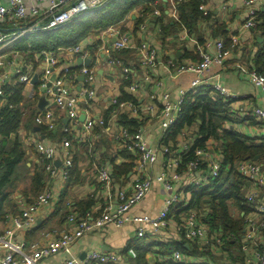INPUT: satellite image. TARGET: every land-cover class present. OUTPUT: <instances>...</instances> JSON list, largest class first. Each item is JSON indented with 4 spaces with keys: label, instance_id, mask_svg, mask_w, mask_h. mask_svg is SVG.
<instances>
[{
    "label": "crops",
    "instance_id": "crops-1",
    "mask_svg": "<svg viewBox=\"0 0 264 264\" xmlns=\"http://www.w3.org/2000/svg\"><path fill=\"white\" fill-rule=\"evenodd\" d=\"M26 3L29 4L30 1L27 0ZM179 3L176 0H153L147 3V10L142 5H137L117 23L87 32L78 43L89 50L90 56L84 59H89L86 65L93 67L95 71V80L92 85L95 95L91 99H86L80 93L85 88L84 77L80 80L82 74L79 73V67L85 65L84 59L71 53L67 50L68 47L20 51L14 46L16 41L24 36L20 35L10 45L0 49V58L4 61L0 66L2 89L6 85L19 83L15 74L18 68L23 73L31 75L30 81L23 83L22 118L16 135L11 136L21 143L24 152L23 162L28 172L16 181V185L8 190V195L3 200L0 209V233L5 229L6 217L17 214L22 202H30L35 198V193H31L30 190V177L37 171L45 170L44 161L37 153L31 138L35 136L46 145L53 146L58 154L61 152V142L69 139L73 153V164L67 179L60 181L57 177L50 178L46 171L44 173L45 181L42 190L49 188L55 195L50 204L41 207L37 212L31 227L18 232L15 236L17 240L27 244L26 252L32 251L29 245L44 244L56 238L62 230L73 228L74 225L68 221L70 214L77 216L82 214L80 217L94 219L103 208L109 205L115 208L118 203V191L127 189L136 177H156L164 167L170 164V157L164 154L163 149L165 147L175 149V143L170 141L168 145H163L169 133L161 127L158 115L162 107V94L168 93L169 99L174 101L179 89L189 88L191 81L196 78V73L191 71L179 73L176 72V68L181 64L199 61L200 50L213 54L214 41L222 40L225 47L230 49V55L222 64L212 65L204 71L201 76L206 79L204 84H221L234 93L239 100L245 99L264 108L263 92L250 83L247 76L236 66L240 63L248 68L259 69L264 75L262 50L264 37L255 28L257 25L254 28L243 26L246 8L241 0H200L199 3L205 6L207 14L203 16L199 11L197 16L183 23L184 25L179 23ZM259 11L264 13L261 8ZM25 20L5 17L0 22V37L17 35L20 31L19 21ZM122 32L129 34L132 45H138L144 40L150 47L156 49L157 59L153 66L142 67L139 53L134 47L112 50V44ZM257 36H260L262 41L259 42ZM232 38L237 40V44L233 46ZM105 47L110 49L113 57H118L121 63L129 68L130 73H125L121 65L109 62L108 56L103 51ZM52 55L59 65L51 67V74L59 70L58 77L62 74V67L67 66L71 75H74V78L67 79L65 84L78 95L80 115L83 114L86 119L104 118L113 99L119 95L126 75H132L135 81L143 75L149 76V80L139 86L136 91H130L128 86L125 87V91L136 99V104L140 107L136 114L131 113L129 109H126V112L128 117L137 120L135 130L142 131L146 146L157 150L158 156L154 163L147 164L142 173L136 172L134 165L137 162V154L129 150L123 151L124 153L117 151L115 141V135L119 133L117 116L118 112L125 111L124 109L116 107L111 111L106 119L107 125L104 127L95 125L96 127L88 132L82 129V125H78L76 130L72 129L70 119L68 120L66 112L56 105L54 97L47 94L46 89L42 91L38 89L40 76L46 68L51 66L48 58ZM35 74L37 75L36 83L32 84L31 79ZM150 95H154L151 100L155 107L154 112L145 109ZM3 103V96L0 95V107ZM46 110H51L54 114L55 127L51 130H43L44 126H39L34 121L38 112ZM113 113L116 115L113 116ZM64 126L69 127V132L63 131ZM36 127L38 131H35ZM234 128L245 135L264 137V128L256 125L251 119L243 120L240 124L234 125ZM192 130L195 131L196 128L193 127ZM128 132L134 133L129 129ZM79 135L86 139L79 140L77 138ZM194 138L191 137L189 143H192ZM183 142L182 136H178L176 148L182 147ZM209 142L206 146L208 151L204 150L207 156L203 158L206 162L209 158L220 162L222 155L218 149L219 141L209 140ZM59 159L55 160V166L61 169V159ZM131 162L133 166L130 170L122 172V168L121 173L116 171V175L113 174V167H120L121 164L130 165ZM102 165L109 169L111 175L112 182L108 187H103L97 177V169ZM179 165H172L169 168V174L176 172L180 174V178L172 182L171 189L165 190L162 182L154 181L145 197L129 210L130 214L154 216L165 207L166 199L176 193L182 201L180 203L182 207L180 210H171L167 227L156 232L147 226L145 235L139 237L136 235L137 225L134 223H125L120 227L107 224L100 229L85 233L72 242L67 250L42 257L37 264H59L66 258L82 260L88 252L93 250L114 253L117 259L115 264H157L159 260L170 256L174 251L170 250L172 246L181 242L190 251L189 253L181 251L188 261L187 264H254L255 251L264 248V230L253 227L252 224L263 220L264 216L253 211L248 202L246 213L237 210L239 216H244L243 230L239 238L232 236L229 239L230 247L227 245L228 242H225L221 251L213 253L209 244L184 238L179 225L186 215L182 209L189 205L191 199L189 187L195 185L193 180L200 179V176L205 175L207 171L196 170L188 173L187 170H179ZM248 188L246 183L245 193ZM262 197L264 198V188ZM89 202L91 204L84 208ZM206 211L207 207L202 210L203 214Z\"/></svg>",
    "mask_w": 264,
    "mask_h": 264
},
{
    "label": "built area",
    "instance_id": "built-area-1",
    "mask_svg": "<svg viewBox=\"0 0 264 264\" xmlns=\"http://www.w3.org/2000/svg\"><path fill=\"white\" fill-rule=\"evenodd\" d=\"M27 0H0V22L5 17H10L17 20L26 19L29 23L23 26L17 35L12 37H0V49L10 45L15 38L20 35H25L40 31H52L56 30L72 19L80 15H92L97 9L109 3L112 0H29L30 3H26ZM181 2L183 0H176ZM242 5L246 8V16L243 22L245 28H254L257 25V17L260 13L259 8L264 11V0H241ZM199 10L202 15L207 14V10L203 4L199 5ZM232 46L237 44V40L232 38ZM209 43H207L208 45ZM134 47L139 53V60L142 67L153 66L157 59L156 49L150 47L144 40L138 45H132L129 34L126 32L120 33L112 44V50L118 51L123 48ZM215 52L213 54L207 53L205 50L199 51V61L181 64L176 68V72L191 71L196 73V78L190 83L189 88H182L178 90L174 101L169 99L168 93H163L162 107L159 112L160 124L165 131H169L172 125L176 122L178 114L184 103L186 94L189 91H195L201 86L211 87L217 94H219L223 101L228 103L229 112L245 121L249 119L253 120L256 125L264 128V108L253 104L251 101L245 99L239 100L238 97L228 91L221 84H204L206 79L202 78V74L205 70H208L212 65H220L228 59L230 55V49L225 47L222 40L214 41ZM74 55H78L79 58L84 59L90 56L89 50L80 43L69 46L67 48ZM103 51L108 56L111 64L121 65L125 73H130L128 67L124 66L116 56H112L110 49L103 48ZM50 62V68H46L40 76L39 88L41 91L46 89L47 94H51L54 97L56 105L66 112L68 120L72 123V129L76 130L78 125H82V129L86 132L90 131L95 125L104 127L107 122L103 118H85L83 122L79 121L80 108L78 95L73 93L65 84L67 79H73L74 75H71L70 69L67 66L62 67V74L58 76L49 87L46 86L51 74V67H56L59 62L54 55L48 58ZM4 63L0 58V66ZM237 69L247 76V79L255 87H258L264 94V75L258 72L254 68H248L243 64L237 63ZM79 73L83 75V82L85 88L83 92H80L86 99H91L95 95L93 83L95 80V71L93 67L88 65H81L79 67ZM17 80L20 83H28L31 75L25 74L20 68L15 70ZM149 80L148 75H143L138 80L133 81L128 89L130 91H136L139 86ZM0 95H3V89L0 87ZM154 95L149 96V101L145 105V109L148 111H155L152 99ZM113 103L116 99H113ZM119 109H129L133 114L139 112V105H134L130 101L120 102L118 104ZM113 116L116 113L112 114ZM113 118V117H110ZM34 121L39 126L46 127L47 130H51L55 127V118L51 110L38 112ZM119 133L115 135V141L117 142V151L129 150L137 154V162L134 165L136 172L141 171L147 164H152L157 160V150L151 149L146 146L143 139L142 131L138 130L134 133H129L128 129L118 124ZM63 131L69 132V127L64 126ZM36 135V134H34ZM185 136V135H184ZM79 140H84L86 137L77 136ZM31 141L44 161V169L48 173L50 178L57 177L60 181L67 179L70 168L73 164V153L70 148V140L65 139L61 142V152L58 154L55 148L51 145H46L42 140L33 136ZM191 137H185L182 147L171 149L165 147L163 149L164 154L170 157V164L163 168V171L156 177L141 176L136 177L134 181L124 189H120L117 194L118 203L113 208L109 205L103 208L101 213L94 219L87 217H79L75 214L68 216V221L74 225L71 229L62 230L59 235L46 243H33L29 245L31 252H26V243L24 241L17 240L15 236L18 232L24 231L31 227L35 221L37 212L41 207L50 204L54 199V193L49 188H45L39 192L35 198L30 202H22L20 204V211L15 215H9L6 217L5 229L0 233V264H37L38 260L42 257L49 256L59 251L67 250L69 245L80 238L85 233L100 229L101 227L112 224L116 227H120L125 223H134L137 225L136 235L142 237L146 233V227L150 226L153 231H158L161 228L169 225L170 212L181 209L180 203L182 202L179 195L174 193L166 199V205L156 215L150 216L148 214H130L129 210L136 203L141 201L145 195L151 189L154 181H160L163 184L165 190L172 188V182L180 178L179 173L169 174V168L172 165H179L181 161V154L189 149L191 143ZM195 155L197 160L189 162L186 166L188 173L197 170L199 158L207 156L202 150L197 149ZM61 160H60V159ZM61 161V169L55 166V160ZM236 171L243 178L245 183H248L249 188L246 190L245 198L249 203L253 211L259 215L264 216V198L262 197V189L264 188V165L255 159H240L234 164ZM206 174L193 180L195 185H205L209 181L214 180L219 173V162L213 158L207 160ZM97 177L103 187H108L111 182V175L109 169L102 165L97 169ZM173 209V210H172ZM172 210V211H171ZM253 227L261 228L264 230V219L253 223ZM181 232L186 240H200L205 244H209V248L213 253H217L223 249L225 239L221 230L216 229L209 230L208 225L205 224L200 214L195 211H189L184 215L182 223L179 225ZM254 264H264V248L256 250L254 253ZM117 261L116 255L112 252L103 253L99 250H93L87 253L86 257L82 260L75 258H66L59 264H115ZM188 261L179 250L171 252L170 256L161 259L157 264H187ZM249 263V262H247ZM192 264V263H189ZM250 264V263H249Z\"/></svg>",
    "mask_w": 264,
    "mask_h": 264
},
{
    "label": "trees",
    "instance_id": "trees-1",
    "mask_svg": "<svg viewBox=\"0 0 264 264\" xmlns=\"http://www.w3.org/2000/svg\"><path fill=\"white\" fill-rule=\"evenodd\" d=\"M150 1L153 0H112L97 9L92 15H80L56 30L21 36L14 46L20 51L69 47L78 43L90 30L103 29L117 23L137 5H142L147 10V3ZM199 2L200 0H183L178 4L181 25L198 15ZM257 20L255 28L264 37V13H259ZM28 23L29 20L19 21L18 29L20 30ZM188 25L190 26V24ZM262 50L264 55V45ZM256 70L260 72L259 69ZM133 81L135 79L132 78V75H126L119 95L114 98L116 102L112 103L103 116L105 122L108 121L106 119L110 112L118 107L120 102L130 101L137 105L136 99L125 91V87ZM23 89L24 84L20 82L6 85L3 88L4 103L0 107V209L3 200L8 195V190L14 187L16 181L28 172L23 162L24 152L21 143L17 138H11L12 135H16L22 118ZM117 118V124L126 127L129 131H136L137 120L128 117L126 111H119ZM241 122L243 119H239L229 112L228 103L223 101L219 94L209 86H201L186 94L177 120L167 132L169 135L163 142V145H168L167 143L171 141L175 143L174 148H176L178 136H182L184 140L187 136L195 137L189 149L181 154L179 170L185 171L189 162L197 160L198 157L195 155L197 149L203 152L204 150L208 151L206 146L209 145V140L219 141L218 149L222 160L219 162L218 176L208 184L189 187L191 199L189 205L182 210L186 214L189 211L202 214L201 218L208 225L209 230H221L229 247V239L232 236L239 238L243 230L244 216H239L237 210L245 211V213L248 210L244 192L246 183L236 171L234 164L240 159L252 160L257 157L256 160L264 165V137L258 138L237 131L234 125ZM231 126L233 127L231 128ZM193 127L196 128L195 131L192 130ZM43 130H46V127H43ZM123 151L125 149L120 150V152ZM132 164L131 162L130 165L121 164L120 167H113V174L116 175V171L121 173L122 168V172L130 170ZM197 170H207L205 158H199ZM44 173L45 170L37 171L30 177V190L31 193H35L34 196L43 188ZM90 204V202L85 204L84 208ZM205 207H207V211L203 214L202 210ZM80 215L78 216L80 217ZM177 221L179 222V219ZM171 249L185 253L190 252L183 242L172 246Z\"/></svg>",
    "mask_w": 264,
    "mask_h": 264
},
{
    "label": "water",
    "instance_id": "water-1",
    "mask_svg": "<svg viewBox=\"0 0 264 264\" xmlns=\"http://www.w3.org/2000/svg\"><path fill=\"white\" fill-rule=\"evenodd\" d=\"M257 40L260 42V41H262V38H261L260 36H257ZM88 63H89V59H84L83 64L86 65V64H88ZM58 73H59V70H56L55 72H53V73L51 74V76L49 77V81H48L47 84H46L47 87H49L50 84H51L52 82L55 81V79H56ZM36 79H37V75L35 74V75L33 76V78L31 79V83H32V84H35V83H36ZM82 79H83V76L80 75V80H82ZM84 119H85V116H84L83 114H81V115L79 116V121H80V122H83ZM35 131H38V128H37V127H36ZM254 159L256 160L257 157H254Z\"/></svg>",
    "mask_w": 264,
    "mask_h": 264
}]
</instances>
